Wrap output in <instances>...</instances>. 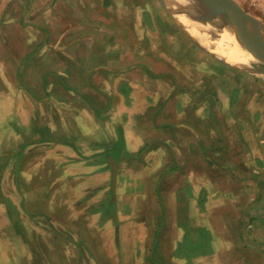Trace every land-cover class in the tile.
Instances as JSON below:
<instances>
[{
	"label": "crops",
	"instance_id": "crops-1",
	"mask_svg": "<svg viewBox=\"0 0 264 264\" xmlns=\"http://www.w3.org/2000/svg\"><path fill=\"white\" fill-rule=\"evenodd\" d=\"M159 11L0 0V264H264V114Z\"/></svg>",
	"mask_w": 264,
	"mask_h": 264
},
{
	"label": "rangeland",
	"instance_id": "rangeland-1",
	"mask_svg": "<svg viewBox=\"0 0 264 264\" xmlns=\"http://www.w3.org/2000/svg\"><path fill=\"white\" fill-rule=\"evenodd\" d=\"M156 1V0H155ZM247 12L252 14L254 17L258 18L260 21L264 23V0H236ZM181 2V1H180ZM181 5H188L186 1L182 0ZM157 6L159 8V12L163 14L162 17L169 22L171 25L168 27L167 24H162L156 26V29L158 32H166L170 34L171 40H176L174 43L176 45V52L179 56L186 55L188 52V49H193L195 51L202 50L203 52L196 53L194 57V61L197 65H202L204 63V60L206 57H211L214 61L222 64L211 52L206 51L202 46L197 44V42L189 35L186 28H181L178 26L171 16L165 11V8L161 5L160 1L157 0ZM177 7V6H176ZM175 11V9H173ZM189 10V9H188ZM186 10L185 18L186 20H189L193 23L197 22L198 25L207 27V26H215L219 23H224L220 19H218L214 14L210 13L206 8L202 7L201 13H193L192 11ZM192 12V13H191ZM182 24L185 25L184 21L180 20ZM127 29H131L129 25L126 26ZM176 38V39H175ZM191 50V53L192 51ZM160 54H162L161 49L158 50ZM159 54V55H160ZM163 55V54H162ZM147 61L152 63L153 69L157 71L158 64L156 58L148 57ZM213 62L211 63V65ZM162 67V66H160ZM233 71V70H230ZM242 73L240 80H237L239 82V85H243L244 87V95H243V109H238V114H244L249 113L250 115L253 114V116H261L264 114V64L262 63H256L253 64V71H241ZM232 76L231 74H223L220 72L219 74H216L214 76V79L220 83L222 82L223 85H226L228 79H230ZM227 92H230V84L227 88ZM246 104V105H245ZM264 117V116H263ZM261 121V120H260ZM252 123V122H251ZM253 124H255V121H253ZM258 129L259 133L264 135V118L262 122L258 123ZM52 235V234H51ZM53 240V239H52ZM192 245V244H191ZM209 244L207 241H205L204 244H194L190 246L189 248H186V251L190 252V254H193L194 251L197 249H201L202 251L198 253H208L210 252ZM97 256L102 255L101 252L96 251ZM88 255V253H86ZM196 259V256H195ZM156 262L160 263L159 259L155 260Z\"/></svg>",
	"mask_w": 264,
	"mask_h": 264
},
{
	"label": "bare ground",
	"instance_id": "bare-ground-1",
	"mask_svg": "<svg viewBox=\"0 0 264 264\" xmlns=\"http://www.w3.org/2000/svg\"><path fill=\"white\" fill-rule=\"evenodd\" d=\"M182 0H166L167 6L175 9L179 20L184 21L189 35L206 51L211 52L223 65L241 71H253V64H264V47H256L248 35L236 26L219 23L215 26L203 27L186 20V10L201 13L206 0H184L188 5H181ZM195 1V2H194ZM177 6V7H176ZM191 12V13H192Z\"/></svg>",
	"mask_w": 264,
	"mask_h": 264
},
{
	"label": "water",
	"instance_id": "water-1",
	"mask_svg": "<svg viewBox=\"0 0 264 264\" xmlns=\"http://www.w3.org/2000/svg\"><path fill=\"white\" fill-rule=\"evenodd\" d=\"M195 1L197 2V0ZM160 2L164 6L167 13L171 16L173 21L184 29V24H182L177 18L174 10L167 6L166 0H160ZM202 7L214 14L222 22L236 26L240 30L244 31L248 35L251 43L256 47H264V23L247 12L236 0H206V4L202 5L200 9H202ZM121 145L122 144H120V146L110 156L109 159V163L112 167L113 198H115L117 160L120 155Z\"/></svg>",
	"mask_w": 264,
	"mask_h": 264
}]
</instances>
